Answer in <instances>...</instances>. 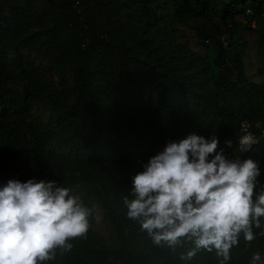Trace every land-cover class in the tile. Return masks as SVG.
<instances>
[{"label":"trees","instance_id":"16d2710c","mask_svg":"<svg viewBox=\"0 0 264 264\" xmlns=\"http://www.w3.org/2000/svg\"><path fill=\"white\" fill-rule=\"evenodd\" d=\"M243 32L264 65V0H0V186L80 185L118 240L97 249L89 229L44 264H185L191 243L156 246L126 216L132 177L160 142L215 135L264 173V82L246 73ZM241 126L257 141L246 154L235 151ZM255 251L264 256V237H241L229 264ZM217 259L201 249L187 264Z\"/></svg>","mask_w":264,"mask_h":264},{"label":"clouds","instance_id":"9594fccd","mask_svg":"<svg viewBox=\"0 0 264 264\" xmlns=\"http://www.w3.org/2000/svg\"><path fill=\"white\" fill-rule=\"evenodd\" d=\"M256 143L241 126L235 151L249 152ZM218 146L215 135L195 133L167 141L132 177L134 198H124L127 218L154 245H193L181 254L185 264L201 249L215 251L217 264H229L241 237L249 244L264 237L259 163L230 159ZM90 215L79 196L55 181L9 180L0 186V264H44L57 249L71 250V241L88 232ZM249 264H264V256L253 252Z\"/></svg>","mask_w":264,"mask_h":264},{"label":"rangeland","instance_id":"374dc122","mask_svg":"<svg viewBox=\"0 0 264 264\" xmlns=\"http://www.w3.org/2000/svg\"><path fill=\"white\" fill-rule=\"evenodd\" d=\"M241 20V18L239 17ZM242 37L247 41L249 49L247 51V58L245 59V68L248 77L256 82H264V65H262L256 56V40L257 37L254 34L243 32ZM183 43L187 44L192 50L201 52L200 47L197 45V41L193 36V33L188 30H184V37L180 39ZM202 53V52H201ZM38 65L42 66L43 70L48 74L49 68L46 67L44 60L37 59ZM39 115V114H38ZM165 144L159 143L158 151H160ZM84 187L76 185L71 190V195L79 196L83 204L91 209V215L89 218L90 230L97 236V241L94 243V247L105 248L117 244V235L113 228L106 224L104 221V213L101 208V204L94 195L88 194L83 189ZM118 263V262H116Z\"/></svg>","mask_w":264,"mask_h":264},{"label":"built area","instance_id":"2783aa9c","mask_svg":"<svg viewBox=\"0 0 264 264\" xmlns=\"http://www.w3.org/2000/svg\"><path fill=\"white\" fill-rule=\"evenodd\" d=\"M264 133V132H263ZM256 139V138H255ZM247 152H244L243 154H246Z\"/></svg>","mask_w":264,"mask_h":264}]
</instances>
